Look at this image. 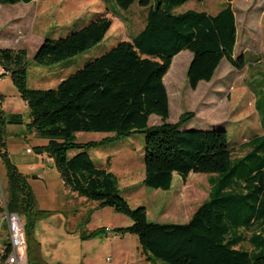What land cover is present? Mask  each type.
Wrapping results in <instances>:
<instances>
[{
  "label": "trees",
  "instance_id": "obj_1",
  "mask_svg": "<svg viewBox=\"0 0 264 264\" xmlns=\"http://www.w3.org/2000/svg\"><path fill=\"white\" fill-rule=\"evenodd\" d=\"M33 1L0 0V5ZM192 1L205 0H156L154 4L153 0H115L125 10L135 4L149 8L146 26L131 41L118 43L55 89L28 86L26 49L0 48V65L27 103L29 128L47 140L36 148L37 153L53 159L65 186L78 197L96 202L98 209L110 207L129 217L132 225L113 231L137 236L149 263L157 259L164 264H264V136L251 139L250 151L233 159L226 130L182 129L195 118L193 112L183 113L176 123L167 122L170 102L164 78L180 53L192 54L186 74L192 90L203 81L211 82L223 60L239 70L245 66L243 57L235 59L238 27L233 6L228 3L215 15L194 10L175 14L176 8ZM112 25L113 21L101 14L67 37L46 38L34 55L35 65L52 67L87 53L103 42ZM153 115L161 119L160 124L149 125ZM22 124L21 114L0 110L6 210L25 219L29 264H48L35 231L38 221L49 212L38 209L28 177L12 162L7 149V125ZM78 133L113 136L79 143ZM135 133L145 135L146 187L169 191L175 175L183 181L192 173L209 175L208 181L213 183L209 201L187 223L149 221L145 207L131 208L122 196L116 175L94 162L92 149ZM91 214L80 226L83 241L108 236L107 228L86 230ZM257 223L262 233H254ZM245 242L257 251L242 249ZM10 251L8 242L0 264H5Z\"/></svg>",
  "mask_w": 264,
  "mask_h": 264
},
{
  "label": "rangeland",
  "instance_id": "obj_2",
  "mask_svg": "<svg viewBox=\"0 0 264 264\" xmlns=\"http://www.w3.org/2000/svg\"><path fill=\"white\" fill-rule=\"evenodd\" d=\"M228 3L233 6L237 18L235 59L243 57L244 68L239 70L224 60L219 72V76H224L220 84L202 85L200 91L193 92L186 78L191 52L179 54L167 78L170 99L167 122L176 123L183 113L193 112L195 118L182 129L226 130L233 159H236L249 151L251 139L264 136V0L192 1L176 8L175 14L194 10L215 15ZM148 11L149 8L138 4L125 10L115 0H34L30 4L0 5V48L26 49L28 86L40 90L55 89L86 64L139 33L146 26ZM101 14L113 21L102 43L52 67L35 65L34 55L46 38L67 37ZM2 74L4 71L0 65V95L3 96L0 97V110L23 116L22 125L6 127L10 158L28 177L38 209L49 212L38 221L35 231L45 258L51 264H152L146 260L137 236L113 231L132 225L129 217L110 207L98 209L96 202L78 197L65 186L53 159L37 153L36 148L46 145L47 140L29 128L27 103L21 98L11 76ZM160 123L158 116H151L150 126ZM111 136L108 133H78L76 141L87 143ZM29 149L32 152L29 153ZM90 154L97 166L116 175L122 196L131 208H146L151 222L185 224L204 202L209 201L213 183L208 181L209 175L206 174L192 173L187 181L177 175L169 191L154 190L143 184L145 135L142 133L92 149ZM37 176L41 179H36ZM6 187V172L0 163V192L6 191ZM4 198L6 200V192ZM90 212L86 230L94 232L108 228V236L87 241L81 239L80 226ZM254 233H262L260 223L256 224ZM8 242L5 225L0 232V254ZM241 247L249 252L257 251L248 242ZM153 264L164 263L154 259Z\"/></svg>",
  "mask_w": 264,
  "mask_h": 264
},
{
  "label": "built area",
  "instance_id": "obj_3",
  "mask_svg": "<svg viewBox=\"0 0 264 264\" xmlns=\"http://www.w3.org/2000/svg\"><path fill=\"white\" fill-rule=\"evenodd\" d=\"M4 74L8 75L5 71ZM28 152L30 153L32 150L29 149ZM0 204L6 209V202L2 196H0ZM4 219L8 224L9 240L11 245V251L7 256L6 263L29 264L28 242L24 217L17 213H9L7 210H5Z\"/></svg>",
  "mask_w": 264,
  "mask_h": 264
},
{
  "label": "crops",
  "instance_id": "obj_4",
  "mask_svg": "<svg viewBox=\"0 0 264 264\" xmlns=\"http://www.w3.org/2000/svg\"><path fill=\"white\" fill-rule=\"evenodd\" d=\"M113 26V25H112ZM112 28V27H111ZM111 30V29H110ZM107 36V35H106ZM122 41H131V38H129V39H127V40H122ZM121 41V42H122ZM181 54V53H180ZM176 58H177V56L175 57V59L173 60V64H174V62H175V60H176ZM191 59H192V54L191 55H189V61H188V66H189V64H190V62H191ZM227 61V60H226ZM228 62V61H227ZM224 63V60L221 62V64H220V66L218 67V69H217V71H216V73H215V76H214V78H213V80L211 81V82H201L200 84H199V86H198V88H197V90H192L191 88V90L193 91V92H198V91H200V87L202 86V85H214V86H217L218 84H220V80H222L223 78H224V76H219L220 75V68H221V66H222V64ZM229 63V62H228ZM173 64H172V66H173ZM231 65V64H230ZM172 66H171V69L169 70V72L167 73V75L165 76V78H164V83H165V86L167 85V78H168V76H170V74H171V71H172ZM175 66V65H174ZM232 66V65H231ZM233 67V66H232ZM9 75V74H8ZM217 79V80H216ZM166 89H167V86H166ZM168 91V90H167ZM169 94V93H168ZM0 97H3L2 95H0ZM169 102H170V99H169ZM249 147V146H248ZM250 147H249V151H250ZM248 151V152H249ZM247 152V153H248ZM104 166V165H103ZM105 167V166H104ZM175 176H177V175H175ZM36 179H41L39 176H37V177H35ZM208 180H209V177H208ZM0 195L3 197V199L5 200V198H4V196H5V191H2V192H0ZM5 202H6V200H5ZM1 205V204H0ZM0 207H3V205H1ZM4 208V211L3 212H1L0 211V232H1V229H2V227L3 226H7V230H8V224H7V222H6V220L4 219V214H5V207H3ZM76 214L78 213V211H76L75 212ZM79 214V213H78ZM108 229V228H107ZM109 231L108 232H110V229H108ZM8 235H9V231H8ZM108 235H109V233H108ZM9 242H10V240H9ZM5 249V248H4ZM4 249H2V253L1 254H3L4 253ZM0 250H1V247H0ZM42 255H43V258H44V260L48 263V264H51L49 261H48V259H47V257L45 258V256H44V254H43V252H42ZM5 264H7L6 262H5Z\"/></svg>",
  "mask_w": 264,
  "mask_h": 264
}]
</instances>
